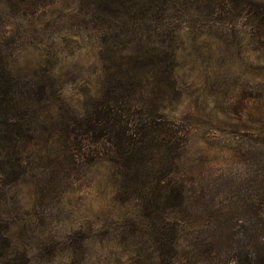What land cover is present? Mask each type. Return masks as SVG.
Returning a JSON list of instances; mask_svg holds the SVG:
<instances>
[{
  "label": "rangeland",
  "instance_id": "rangeland-1",
  "mask_svg": "<svg viewBox=\"0 0 264 264\" xmlns=\"http://www.w3.org/2000/svg\"><path fill=\"white\" fill-rule=\"evenodd\" d=\"M22 2L0 0V51L15 77L50 86L24 172L0 198L26 264H150L156 225L167 246L177 238L173 264H226L249 252L252 133L264 109V32L253 13L233 21L211 0H169L156 23L127 15L124 24H104L95 0H33L20 13ZM119 62L142 77L132 103L181 119L188 132L178 170L189 201L160 218L125 198L107 160H75L61 143L66 132L52 125L89 108L105 64L114 72Z\"/></svg>",
  "mask_w": 264,
  "mask_h": 264
},
{
  "label": "trees",
  "instance_id": "trees-1",
  "mask_svg": "<svg viewBox=\"0 0 264 264\" xmlns=\"http://www.w3.org/2000/svg\"><path fill=\"white\" fill-rule=\"evenodd\" d=\"M19 12H28L33 0H22ZM217 11L233 21L245 12L253 13V27L264 32V3L250 0H211ZM101 22L124 24L125 17H138L146 23H156L164 17L169 0H95ZM160 17V18H161ZM113 63V62H112ZM105 64V63H104ZM125 62L115 64L112 72L105 64L106 73L89 108L73 118L52 123L66 132L61 143L79 160L105 159L122 176L120 190L125 198H138L145 215L153 208L160 218L171 207L187 204V187L180 177L178 161L187 141L188 132L181 119L166 115L148 114L132 103V96L142 79L133 74ZM153 64L150 68H154ZM48 74V73H47ZM40 77L38 74H34ZM49 77V75H47ZM38 78V77H37ZM34 76L17 78L9 71L0 51V198L5 188L17 181L24 172L25 146L36 136L39 114L48 102L49 83ZM258 126L252 133L255 160L251 207L253 219L249 225V252L237 253V259L225 263L264 264V109L257 108ZM75 154H79L78 156ZM252 181V180H251ZM229 221L225 222L226 231ZM157 253L150 264H173L177 252V238L166 245L167 232L156 225ZM172 234V233H171ZM28 255L12 246L8 224L0 216V264H26Z\"/></svg>",
  "mask_w": 264,
  "mask_h": 264
}]
</instances>
